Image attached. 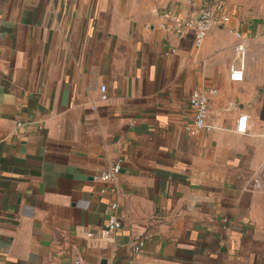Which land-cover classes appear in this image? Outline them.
I'll return each mask as SVG.
<instances>
[{
    "label": "crops",
    "instance_id": "crops-1",
    "mask_svg": "<svg viewBox=\"0 0 264 264\" xmlns=\"http://www.w3.org/2000/svg\"><path fill=\"white\" fill-rule=\"evenodd\" d=\"M183 1L0 0V264H134L141 239L140 264H264V21L227 3L197 46L158 27ZM195 88L218 90L214 131L186 129ZM113 201L122 227L92 243Z\"/></svg>",
    "mask_w": 264,
    "mask_h": 264
},
{
    "label": "built area",
    "instance_id": "built-area-1",
    "mask_svg": "<svg viewBox=\"0 0 264 264\" xmlns=\"http://www.w3.org/2000/svg\"><path fill=\"white\" fill-rule=\"evenodd\" d=\"M185 10L181 12L172 7H163L156 10L158 27L166 33L181 34L187 30L194 32L195 43L200 46L206 37L209 35L213 27L218 22L228 23L231 16L228 14V6L226 0H202L200 5H196V0H184L181 4ZM235 35L237 43L235 46L238 61L233 62L230 66V78L233 81H243L245 79L246 70V56L249 44V36L247 33L236 30ZM264 35V30L262 32ZM218 90L212 89H198L191 91L189 102L194 110L192 121L187 124L186 129L192 134H199L203 131H214L219 126L211 118L210 102L211 98L217 94ZM101 98L107 99L106 87L102 86ZM256 126V122L250 121L247 114L241 115L235 127L239 134H249ZM259 135L264 137V124H261ZM123 159H118L111 166L100 171L99 179L110 184L115 182L116 176L122 170ZM256 189L264 191L260 182H257ZM107 188L101 190L106 192ZM119 203L113 201L110 204L112 214L108 220L100 226L93 229L83 228L82 234L95 244H108L113 241L115 234L122 227V223L117 214ZM145 242L143 239L136 241L133 244V260L134 264H140L137 261L140 256ZM77 264L80 260L76 261Z\"/></svg>",
    "mask_w": 264,
    "mask_h": 264
},
{
    "label": "rangeland",
    "instance_id": "rangeland-1",
    "mask_svg": "<svg viewBox=\"0 0 264 264\" xmlns=\"http://www.w3.org/2000/svg\"><path fill=\"white\" fill-rule=\"evenodd\" d=\"M230 8H236L241 13L247 12L250 16L264 21V0H226ZM264 37V35H262Z\"/></svg>",
    "mask_w": 264,
    "mask_h": 264
},
{
    "label": "water",
    "instance_id": "water-1",
    "mask_svg": "<svg viewBox=\"0 0 264 264\" xmlns=\"http://www.w3.org/2000/svg\"><path fill=\"white\" fill-rule=\"evenodd\" d=\"M262 89L264 90V87Z\"/></svg>",
    "mask_w": 264,
    "mask_h": 264
}]
</instances>
